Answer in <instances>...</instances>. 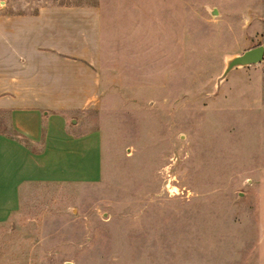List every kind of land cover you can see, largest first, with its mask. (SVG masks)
Returning a JSON list of instances; mask_svg holds the SVG:
<instances>
[{"label":"rangeland","instance_id":"obj_1","mask_svg":"<svg viewBox=\"0 0 264 264\" xmlns=\"http://www.w3.org/2000/svg\"><path fill=\"white\" fill-rule=\"evenodd\" d=\"M54 5L99 9L83 124L100 176L31 186L0 264H264V0H0V16Z\"/></svg>","mask_w":264,"mask_h":264},{"label":"crops","instance_id":"obj_2","mask_svg":"<svg viewBox=\"0 0 264 264\" xmlns=\"http://www.w3.org/2000/svg\"><path fill=\"white\" fill-rule=\"evenodd\" d=\"M96 6L0 16V228L36 185L93 184L100 134L83 124L100 95Z\"/></svg>","mask_w":264,"mask_h":264},{"label":"water","instance_id":"obj_3","mask_svg":"<svg viewBox=\"0 0 264 264\" xmlns=\"http://www.w3.org/2000/svg\"><path fill=\"white\" fill-rule=\"evenodd\" d=\"M215 9L212 8L210 10V14H214L215 13ZM262 54H263V47L261 45L249 48L245 51H243L241 54H239L238 56H236L233 60H232V64L234 63H241V64H252V63H256L258 61L261 60L262 58Z\"/></svg>","mask_w":264,"mask_h":264}]
</instances>
